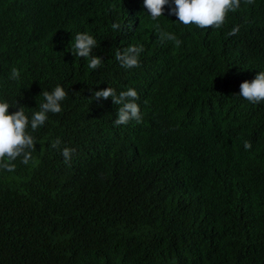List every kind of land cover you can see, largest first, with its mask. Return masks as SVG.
Listing matches in <instances>:
<instances>
[{
    "label": "trees",
    "instance_id": "1",
    "mask_svg": "<svg viewBox=\"0 0 264 264\" xmlns=\"http://www.w3.org/2000/svg\"><path fill=\"white\" fill-rule=\"evenodd\" d=\"M240 8L230 15L236 14L241 29L247 30L248 44L234 59L193 60L192 50L208 42L202 33L207 30L194 25L178 32L179 44L159 42L151 33L144 38L151 46L144 69L147 84L136 103L145 112L147 107L160 111L156 123L143 128L115 126L114 112L107 114L112 104L92 98L106 79L103 72L109 81L106 86L113 85L112 67L88 71L84 103L92 105L90 110L81 105L82 123H71L69 148L82 154L112 132L127 133L136 139L132 149L140 147L137 156L144 159L129 171L123 167L125 160L114 152L97 170L93 184L78 177V189L70 188L58 171V166H68L60 154L43 159L35 176H30L45 142L27 165L18 158L14 171L2 169L0 202L9 187L19 193V184L27 185L33 177L41 193L37 200L31 199L36 200L29 212L32 225L19 238L12 235L0 243V264H264V154L252 152L263 127L259 116L249 120L238 113L237 76L227 74L235 63L244 75L255 68L264 70V16L254 23L256 13H264V0L244 2ZM71 10L77 15L84 7ZM168 20L166 15L147 22L165 27ZM218 31L226 33L227 28ZM189 68H195L202 81L196 84L183 74ZM127 75L138 84L141 81L137 71ZM259 135L264 148V131ZM185 137L191 142L189 148H184ZM39 138L40 132L36 144ZM245 141L252 145L251 154L244 148ZM176 157L182 160L174 169L183 165L191 177L187 186L172 188L157 198L146 190L132 192L126 187L137 177L141 185L148 184L153 168L166 167ZM77 160L71 159L73 165ZM44 164L52 181L43 176ZM134 171L139 175H132ZM103 192L118 194L110 197Z\"/></svg>",
    "mask_w": 264,
    "mask_h": 264
},
{
    "label": "clouds",
    "instance_id": "2",
    "mask_svg": "<svg viewBox=\"0 0 264 264\" xmlns=\"http://www.w3.org/2000/svg\"><path fill=\"white\" fill-rule=\"evenodd\" d=\"M244 2L253 4L254 0H0V171H14L18 158L27 165L42 142L45 143L30 176H35L43 159L60 154L68 166H58V171L70 188L78 189V177L93 184L97 170L113 158L114 152L125 160L126 170L137 169L144 156H137L140 147L132 149L136 139L127 133L112 132L103 141L89 145L82 154L69 148L71 123H82L81 105L85 106L88 99L83 89L89 82L84 81L88 71L112 67L113 85L106 86L109 81L103 72L106 79H102L92 98L112 104H108L107 114L111 116L114 112L115 126L143 128L156 123L160 111L147 107L145 112L136 103L147 84L144 69L151 46L144 38L151 33L159 42L179 44L178 32L194 25L207 30L202 33L208 42L192 50L193 60L220 63L234 59L246 49L248 32L244 27L241 29L237 15L230 13L240 10ZM78 5L84 10L73 15L71 7ZM166 15H169L167 26L148 25V18L156 21ZM263 16L264 13L257 12L254 23L258 24ZM223 28H227L226 33L218 31ZM134 71L141 80L139 84L127 75ZM243 71L235 63L227 74L237 76L234 91L241 98L238 113L249 120L260 118L263 128L254 140L252 152L257 151L263 157L259 134L264 131V70L255 68L245 75ZM182 72L196 84L202 81L195 68ZM91 105L85 107L90 110ZM184 144V148L190 147L189 138L185 137ZM251 147L245 141L244 148L250 154ZM76 157L77 163L73 165L71 159ZM245 157L249 160L250 156ZM181 160L176 157L168 160L166 167L153 168L148 174V184L141 185L137 177L126 187L132 192L146 190L152 198L172 188L185 187L191 177L183 165L178 171L174 169ZM43 166L46 170L43 176L52 181L47 176L48 165ZM33 180L35 177L27 185L19 184L22 188L19 193H13L14 187H9L0 202V243L12 235L19 238L32 225L29 212L41 193L40 184L32 183ZM118 192L103 193L114 197Z\"/></svg>",
    "mask_w": 264,
    "mask_h": 264
}]
</instances>
